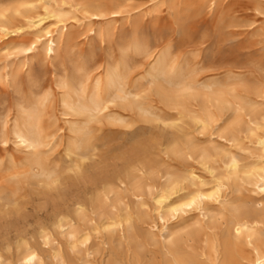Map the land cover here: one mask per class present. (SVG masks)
Returning a JSON list of instances; mask_svg holds the SVG:
<instances>
[{
	"label": "bare ground",
	"instance_id": "bare-ground-1",
	"mask_svg": "<svg viewBox=\"0 0 264 264\" xmlns=\"http://www.w3.org/2000/svg\"><path fill=\"white\" fill-rule=\"evenodd\" d=\"M252 1L18 0L0 8V37L24 60L16 67L5 65L0 82L15 85L34 59H51L53 64L75 37L68 26L71 20H88V40L105 42L122 18L137 28L133 15L147 5L145 11L159 9V19H168L173 29L203 15L223 33L248 26L264 35V0ZM131 46L132 52L154 56L147 70L149 86L135 80L128 54L118 62L87 66L84 61L73 69L62 63L3 124L0 264H264V198L243 199L247 184L264 192V159L241 165L232 153L214 155L204 149L200 163L212 181L194 170L180 174L158 169V178L150 175L156 170V150L192 152L196 131L222 129L227 141L237 143L251 102L219 80L191 77L181 60L170 59V43L152 50L144 36L134 37ZM151 95L168 111L156 112L148 102ZM231 110L235 119L226 124ZM66 115L77 120L58 125ZM106 117L122 124L129 136L116 147L118 152L100 148L96 132L101 129L92 125ZM248 123L245 138L264 151V134L259 133L264 117L262 123L251 117ZM58 144L63 146L64 166L49 157ZM14 149L25 154L21 163ZM219 161L221 171L215 164ZM148 196L150 211L144 210ZM26 205H32V214L22 212ZM197 210L202 218L181 226L185 215ZM89 211L110 213L98 226L108 240H101L105 246L94 261L87 258ZM147 217L162 222L157 231L152 225L142 228ZM172 218L178 219L174 224L179 228L169 225ZM57 235L68 238V253ZM79 244L87 246L84 256L75 254Z\"/></svg>",
	"mask_w": 264,
	"mask_h": 264
},
{
	"label": "rangeland",
	"instance_id": "rangeland-1",
	"mask_svg": "<svg viewBox=\"0 0 264 264\" xmlns=\"http://www.w3.org/2000/svg\"><path fill=\"white\" fill-rule=\"evenodd\" d=\"M17 1L0 0V8L10 7ZM235 1L254 3L252 0ZM149 7L147 5L141 6L134 13L132 20H135L134 26H137V28L133 29L132 22L123 18L114 23L113 31L115 35L105 42H101L99 38L88 40L86 36L88 26L84 24L88 20L69 21L68 26L75 37L71 41L69 49L62 50L53 64H51V59H34L29 72L26 71L22 74L15 85L11 86L0 82V133L5 121L12 117L15 107L19 103H23L39 83L53 78L55 67H63L62 63H66L68 69H73L84 61H87V66L102 63L106 60L118 62L123 54H128L135 80L149 86L147 70L154 63V56L150 53L132 52L131 46L134 37L145 36L148 38L149 47L152 50L156 46L158 47L157 43H161L158 48L170 43L172 45L170 59L181 60L186 72H189L191 77H196L202 82L219 80L221 84L227 85L228 88H235V94H239L242 99L249 100L252 104L248 106L247 111L249 114L244 116V121L240 124L241 139L237 143L233 144L232 141H227L222 136L224 135L222 129L205 131L204 133L196 131L192 133L196 144L192 152L185 150L182 154L175 155L166 153L165 150H156L154 153L157 160L156 170H154V173L151 171L150 175L158 178L157 176L161 175V173H157L158 169L163 170V172L169 170L180 174L194 170L196 173L203 175L208 181H212V176L200 163L201 151L204 149L214 155L220 152L232 153L241 165L251 164L259 158L264 159V151L257 147L254 141L245 138L247 127L250 124L248 123L250 117L259 123L263 122L264 117V35L252 32L248 26L241 27L233 33L230 32L232 30L230 28L223 33L214 26L211 19H207L203 15L186 20L179 25L180 28L178 25H174L175 28L173 29L170 27L171 24L168 19H159L162 14L159 9L152 8L145 11ZM48 21L50 22L52 19ZM7 41L4 37H0V73L4 72L2 68L5 65L16 67L24 60V55L15 56L16 50L12 48V45L7 46ZM8 52L12 54L6 56ZM26 69L27 66L23 68V70ZM144 75L147 77L142 78ZM148 102L156 112H161V109L168 111L162 103L158 102V97L155 95H151ZM58 114L60 115V112ZM235 115V112L231 110L226 124L231 123L235 119ZM164 116L168 119L170 114L167 113ZM64 117L57 121L58 125L63 126L64 120H77V117L73 115ZM167 121L169 122L171 119ZM92 125L101 129L96 132V135L99 138L100 148L104 152H118L117 146L129 139V136L123 133L126 128L119 122L111 121L110 118H103ZM251 125L254 126V124ZM259 133L264 134V128ZM62 149V145H56L49 152V157L54 163L64 166L66 163H64L65 160L62 157ZM13 151L18 156V162L21 163L25 154L16 149ZM215 164L220 167L221 171L222 162L219 161ZM243 197L244 200H257L264 198V192L257 190L254 185L247 184L243 189ZM145 200L147 204L144 206V210L150 211L153 209L152 199L148 196L145 197ZM22 212L27 215L32 214V205H26ZM108 213L102 215L99 212H88L86 231L90 229L91 239L87 243L90 248L87 258L90 261L100 257L101 248L105 246L100 244L101 240H108L104 235L105 231L98 227L100 222L105 221ZM199 218H202V213L198 210L192 211L185 215L181 226L188 227ZM146 220L148 223L141 225L143 229H147L148 225H152L157 231L162 224L155 217H147ZM177 220L172 218L169 225H173L175 229L179 228L174 224ZM57 237V240L62 242L65 252L68 253V238L65 235H57ZM117 242L116 240L114 243ZM87 246L79 244L75 249V254L84 256ZM42 247L47 248L43 244ZM86 253L88 252L86 251Z\"/></svg>",
	"mask_w": 264,
	"mask_h": 264
}]
</instances>
